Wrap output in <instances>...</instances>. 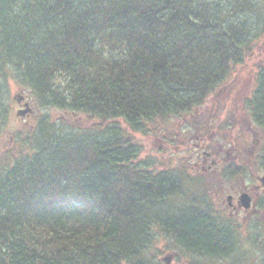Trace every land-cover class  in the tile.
Listing matches in <instances>:
<instances>
[{
	"label": "trees",
	"instance_id": "1",
	"mask_svg": "<svg viewBox=\"0 0 264 264\" xmlns=\"http://www.w3.org/2000/svg\"><path fill=\"white\" fill-rule=\"evenodd\" d=\"M263 38L264 0H0V131L9 82L40 111L0 147V264H167L157 233L177 264L235 255L240 225L195 198L183 163L141 162L132 132L186 119L208 140L227 126L238 159L264 169V59L241 108L205 106ZM247 124L257 149H241Z\"/></svg>",
	"mask_w": 264,
	"mask_h": 264
},
{
	"label": "rangeland",
	"instance_id": "2",
	"mask_svg": "<svg viewBox=\"0 0 264 264\" xmlns=\"http://www.w3.org/2000/svg\"><path fill=\"white\" fill-rule=\"evenodd\" d=\"M262 59H264V38L254 47V52L245 59L244 63L236 66L221 88L209 97L205 106L215 103L214 101L217 100L225 102L227 107H229V112L235 108H241L243 105V95H245L252 86L251 80L253 79L256 65L258 61ZM17 96V85L11 81L9 82L8 97L10 106L8 120L4 128L0 131V147L9 150L14 142L12 133L24 124L29 125L34 123L37 116L40 114V111L36 110L30 102L31 111L24 116H18L16 111L24 107L16 102L15 97ZM29 100L30 98L28 96L24 99V101L27 102H29ZM52 112L51 110L49 111L50 116ZM229 112L228 116L226 111L221 112L223 116L227 117L226 120L229 119ZM57 113L59 112H53L55 116H58ZM51 117L53 118V116ZM186 121V119H169L160 122L161 125L157 127V131L146 130L144 132H132L140 148L138 158L141 162L151 163V168L156 170L162 167H175V165L180 163L190 168L197 158L202 160L207 156V153L210 152L209 162L213 171H209V175L202 174L196 176L199 179L197 182V191H194L196 199L202 202L210 201L211 211L219 215H225L223 210L225 211L227 195H235L241 187L251 189L254 203L256 202V204H258V201L263 202L264 191L256 189V185L259 184L257 178L264 175V169L260 167L259 163L252 160L253 164H250L249 160L244 161L243 159H238V163L245 168L242 173V178L241 176H238L239 178H237V176H235V178H225L223 169L220 168V166L223 168L224 165L228 164L227 161L220 163L221 160H224L223 157L225 155L231 161H233L232 159L236 155L235 148L228 146L226 143L225 136L226 134L228 135L230 131H215L212 137H215L217 142L219 140H222V142H218L217 145L215 143V145H213L214 147L212 146L210 148L208 142L196 140L193 134L186 129V127H188ZM73 122L76 123L77 120L73 119ZM225 127L227 126L222 128ZM248 128L250 131H256L252 124H247L246 129L248 130ZM215 147L218 152H220L219 154L215 153ZM257 147L256 145L255 149H257ZM236 161L237 159L234 160L235 163ZM213 178L216 179V181H214ZM254 207L256 208V205ZM262 212V208L258 206L256 210H241L238 215H235L236 218L233 217L236 219L234 220L237 221L235 226L240 225L237 227V230L240 232V236H242L239 242L240 248L235 255L225 260L223 258L212 259L210 257L196 256L193 258V261L195 260L202 264H221L224 262L227 263L228 261H232L235 264H264V232L251 229L254 227L253 222L257 221L254 216L264 217V213L261 215ZM153 246L155 248V250L153 248V253L157 255V259L160 260L163 257H171L170 262L172 264H177L174 257L178 255V253L168 249L171 243L168 242L167 238L163 236L162 233H157V239L154 241ZM189 261H191L190 258L184 260V262Z\"/></svg>",
	"mask_w": 264,
	"mask_h": 264
},
{
	"label": "flooded vegetation",
	"instance_id": "3",
	"mask_svg": "<svg viewBox=\"0 0 264 264\" xmlns=\"http://www.w3.org/2000/svg\"><path fill=\"white\" fill-rule=\"evenodd\" d=\"M194 137L196 138V140H204L203 138H198L197 136H194ZM216 153H219V152L217 151ZM209 156H210V152H208L207 156H205L204 159H202V160L197 158V160L191 165L192 170H194V171L202 170V172H204V174L209 175L208 171H213L211 169V165L209 162ZM232 160H235V159H232ZM226 161L227 160H223V161L221 160L220 163L226 162ZM211 162H213V161H211ZM215 164H216V161H215ZM256 189H258L259 191H264V186H262L261 184H258V185H256ZM243 191L248 192L249 195L251 196V202L253 203V205L254 206L257 205L256 202L255 203L253 202L251 189H249L247 187H243V188L241 187L240 190H238L235 195L230 194L231 195L230 200H228V201L226 200L227 203H226L225 211L222 209L225 216H226V220H232V217H235V215H238L239 211L246 210L241 206L239 198H238L239 194ZM261 215H263V212ZM260 219H262V216H260Z\"/></svg>",
	"mask_w": 264,
	"mask_h": 264
},
{
	"label": "water",
	"instance_id": "4",
	"mask_svg": "<svg viewBox=\"0 0 264 264\" xmlns=\"http://www.w3.org/2000/svg\"><path fill=\"white\" fill-rule=\"evenodd\" d=\"M22 99H23V97L20 96V97L17 98V101L19 102V101H21ZM24 105H25V108L20 109V110L17 112L18 115H22V116H23V115H25L26 113H28V112L30 111V108L28 107V103H25ZM261 181H262V183L264 184V176L261 178ZM240 201H241V204H242V206H243L244 208L247 209V208L250 207V198H249V196H248L246 193L241 194V196H240ZM164 260L167 261V263L170 261L169 258H164Z\"/></svg>",
	"mask_w": 264,
	"mask_h": 264
},
{
	"label": "bare ground",
	"instance_id": "5",
	"mask_svg": "<svg viewBox=\"0 0 264 264\" xmlns=\"http://www.w3.org/2000/svg\"><path fill=\"white\" fill-rule=\"evenodd\" d=\"M241 172V171H240ZM243 173V172H242ZM241 173V174H242ZM258 206L259 207H261V208H264V201L263 202H259L258 201V204L256 205V208L254 207L253 209H257L258 208ZM253 226H254V224H253ZM219 228L221 229L222 228V230L223 231H227L228 229H229V224H226V223H221V225L219 226Z\"/></svg>",
	"mask_w": 264,
	"mask_h": 264
}]
</instances>
